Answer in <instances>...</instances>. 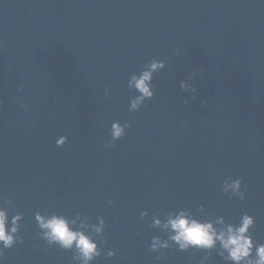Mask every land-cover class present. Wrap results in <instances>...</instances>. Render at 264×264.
<instances>
[{"label": "water", "instance_id": "1", "mask_svg": "<svg viewBox=\"0 0 264 264\" xmlns=\"http://www.w3.org/2000/svg\"><path fill=\"white\" fill-rule=\"evenodd\" d=\"M0 43V201L23 215L24 241L3 264H79L39 238L37 212L77 226L103 217L95 264H200L205 253L148 249L167 239L153 217L180 210L232 224L247 213L264 243V2L0 0ZM153 59L166 63L154 98L130 112L128 80ZM117 120L132 127L105 148ZM237 178L244 200L221 191Z\"/></svg>", "mask_w": 264, "mask_h": 264}, {"label": "clouds", "instance_id": "2", "mask_svg": "<svg viewBox=\"0 0 264 264\" xmlns=\"http://www.w3.org/2000/svg\"><path fill=\"white\" fill-rule=\"evenodd\" d=\"M0 47H3L2 43H0ZM165 68L166 63L163 60L153 59L139 74L130 76L127 86L137 93L129 100L130 112H138L145 101L154 98V73ZM202 76L201 69H194L189 79L181 81V90L184 93H191V96L184 100L185 104L189 102V99L195 98L197 90L193 86V82ZM20 91H23V87L20 88ZM108 93L109 90L106 88L105 95L107 96ZM21 107L27 110L26 105H21ZM131 127L130 123L114 121L109 129L111 139L105 142V148H115L116 142L123 139L126 131ZM66 143H68L67 136H60L55 141L58 148H62ZM242 185L241 179H226L222 184L221 191L228 195L229 199L244 200L246 189L242 191ZM108 203L111 205L113 201ZM11 204V200L0 201V264H3L8 250L13 249L18 243H24L20 236L23 215L15 213L10 217L8 206ZM198 212H204L203 205H200ZM146 216V211L140 213L141 219ZM79 219L80 216L77 215V220ZM97 220L98 224L89 225L84 221L77 226L76 220H70L63 215L42 216L39 212L35 213L39 238L49 247L56 246L62 251L72 252L73 260L78 261L79 264H95L104 255L100 244H107L103 235L106 222L100 216L97 217ZM255 224V217L247 213L241 215L238 224L227 223L223 216L209 219L206 216L200 217L185 210L169 213L163 223L154 216L151 227L162 228L167 233V239H162L159 236L153 237L148 249L150 252L161 254L157 257L158 260L164 259L167 250L175 246L179 252L205 253L200 264H208L212 253L219 256L224 264H264V243L254 240L251 232ZM89 230L95 235L88 234ZM97 236L99 241L96 239ZM115 256L116 252L109 250L105 258L110 259Z\"/></svg>", "mask_w": 264, "mask_h": 264}]
</instances>
